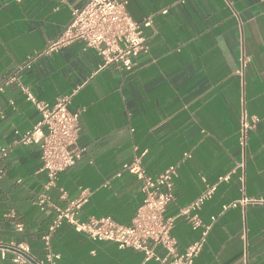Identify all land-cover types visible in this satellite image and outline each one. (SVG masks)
Returning <instances> with one entry per match:
<instances>
[{
    "label": "crops",
    "instance_id": "crops-1",
    "mask_svg": "<svg viewBox=\"0 0 264 264\" xmlns=\"http://www.w3.org/2000/svg\"><path fill=\"white\" fill-rule=\"evenodd\" d=\"M124 1L134 21H152L144 29L149 51L136 58L132 72L103 68L81 42L47 53L72 11L88 0H0V78H11L37 56L22 73L23 84L48 105L73 93L70 111L79 113V144L86 151L59 175L53 202L65 206L86 191L80 219L110 217L130 226L145 196L125 167L138 162L155 178L176 166L166 217L176 218L172 236L179 251L210 226L194 264H264V0ZM243 113L258 119L245 151L239 145ZM39 120L17 84L4 87L0 148L8 156L0 172V241L26 242L44 258L42 237L53 215L36 205L47 181L40 147L20 143L15 133H27ZM211 188L197 211L203 227L194 229L180 213ZM51 249L60 256L56 264H161L69 225L53 234ZM155 254L166 252L156 247ZM10 256L0 264H14Z\"/></svg>",
    "mask_w": 264,
    "mask_h": 264
},
{
    "label": "built area",
    "instance_id": "built-area-1",
    "mask_svg": "<svg viewBox=\"0 0 264 264\" xmlns=\"http://www.w3.org/2000/svg\"><path fill=\"white\" fill-rule=\"evenodd\" d=\"M167 13V10L162 11V14ZM151 26L150 19L144 23L134 21L124 0H88L83 7L72 11L70 24L61 39L53 43L47 53L57 51L62 45L81 42L86 49L97 53L102 59L103 68L115 64L120 69L132 72L136 68V58L149 51L144 29ZM36 58L37 56L30 57L11 78L5 81L0 78V92L4 91L5 86L17 84L26 100L40 113V120L32 130L24 134L17 131L15 133L19 135L20 143L37 144L40 147V172L46 175L47 181L37 197L36 205L42 212L52 214L53 219L47 234L42 238L46 251L44 258L34 257L26 242L0 241V260H6L11 255L14 264H56L60 256L52 252L51 239L60 228L69 225L78 234L93 241L112 242L120 249L142 251L148 259H155L161 264H194L211 227L205 228L200 241L184 252L179 251L177 241L172 236L176 218L166 217L167 207L174 198V182L178 176L176 166L167 168L155 178L147 176L138 162L125 167L142 182L145 196L130 226L119 225L110 217L80 219V211L87 202L86 191L65 206L53 202L50 192L58 187L59 175L75 166L82 159L86 149L79 144V113L70 111L74 94L60 97L53 105H48L38 101L33 92L23 84L22 73L31 68ZM257 123L258 119L246 113L241 116L239 145L242 151L247 149L251 132ZM7 156L8 149L0 148V172L2 160ZM61 193V198L65 199V192L61 190ZM213 193L214 189H209L192 205L181 211L180 216H185L194 229L203 227L197 211ZM6 217L10 219V224L17 233L24 232V225L16 220L14 214ZM212 220L215 221V218ZM156 247L165 250L164 257L155 254Z\"/></svg>",
    "mask_w": 264,
    "mask_h": 264
},
{
    "label": "trees",
    "instance_id": "trees-1",
    "mask_svg": "<svg viewBox=\"0 0 264 264\" xmlns=\"http://www.w3.org/2000/svg\"><path fill=\"white\" fill-rule=\"evenodd\" d=\"M48 232V231H47ZM47 234V233H46ZM44 236V235H43ZM43 238V237H42ZM42 242H43V240H42ZM43 249H44V242H43ZM45 250V249H44ZM45 252V254H46V251H44ZM32 255L34 256V257H36V258H38V259H42V257H39V256H36L35 254H33L32 253Z\"/></svg>",
    "mask_w": 264,
    "mask_h": 264
}]
</instances>
